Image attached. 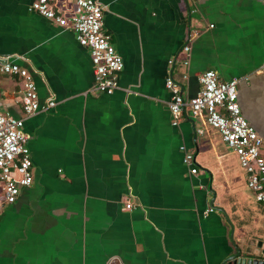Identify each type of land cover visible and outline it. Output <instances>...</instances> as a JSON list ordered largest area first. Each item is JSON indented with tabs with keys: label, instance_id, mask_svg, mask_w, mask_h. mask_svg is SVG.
I'll use <instances>...</instances> for the list:
<instances>
[{
	"label": "crops",
	"instance_id": "crops-1",
	"mask_svg": "<svg viewBox=\"0 0 264 264\" xmlns=\"http://www.w3.org/2000/svg\"><path fill=\"white\" fill-rule=\"evenodd\" d=\"M94 1L122 60L109 95L90 93L70 29L32 0H0V60L54 102L25 115L19 77L0 73V112L23 119L32 172L14 202L0 198V264H219L240 241L264 250V204L235 156L203 116L185 109L172 125L164 87L170 74L189 98L204 70L237 78L240 113L264 136V0ZM50 3L71 13L73 0Z\"/></svg>",
	"mask_w": 264,
	"mask_h": 264
},
{
	"label": "built area",
	"instance_id": "built-area-1",
	"mask_svg": "<svg viewBox=\"0 0 264 264\" xmlns=\"http://www.w3.org/2000/svg\"><path fill=\"white\" fill-rule=\"evenodd\" d=\"M28 10L70 29L78 44L88 50L93 75L90 93L109 95L117 89L122 60L103 30L102 7L98 2L73 0L71 13L67 16L53 10L50 0H32ZM194 35V31L188 32V38ZM182 49L186 51L187 46ZM0 73L19 77V101L25 115L53 106L52 100L39 103L35 84L25 68L12 61L0 60ZM181 77L185 78V74ZM197 80V92L183 98L180 83L170 74L165 77L164 87L170 92L167 102L170 123L176 125L185 109L193 117L203 116L205 123L217 131L226 148L235 156L243 171L246 189L256 202L264 204V136L258 134L240 113L236 101L238 79L220 80L209 69L201 72ZM22 121V118L0 112V198L5 203L14 202L19 188L32 181L28 136L22 132ZM195 131L202 132L201 129ZM181 148L183 150V146ZM182 162L190 173L196 172L191 152L183 151ZM130 206L125 203L126 208Z\"/></svg>",
	"mask_w": 264,
	"mask_h": 264
},
{
	"label": "water",
	"instance_id": "water-1",
	"mask_svg": "<svg viewBox=\"0 0 264 264\" xmlns=\"http://www.w3.org/2000/svg\"><path fill=\"white\" fill-rule=\"evenodd\" d=\"M256 245L253 246L251 242L244 241L233 244L232 252L219 264H264V250L257 251ZM259 255L261 258L258 257Z\"/></svg>",
	"mask_w": 264,
	"mask_h": 264
},
{
	"label": "rangeland",
	"instance_id": "rangeland-1",
	"mask_svg": "<svg viewBox=\"0 0 264 264\" xmlns=\"http://www.w3.org/2000/svg\"><path fill=\"white\" fill-rule=\"evenodd\" d=\"M50 5H51V3H50ZM228 150V149H227Z\"/></svg>",
	"mask_w": 264,
	"mask_h": 264
}]
</instances>
